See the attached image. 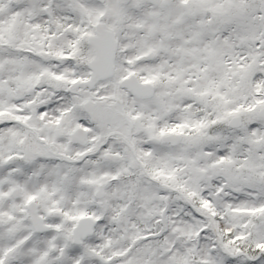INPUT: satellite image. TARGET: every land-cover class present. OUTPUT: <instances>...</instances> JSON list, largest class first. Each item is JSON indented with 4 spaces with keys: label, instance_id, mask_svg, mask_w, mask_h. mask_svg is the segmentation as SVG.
I'll use <instances>...</instances> for the list:
<instances>
[{
    "label": "snow or ice",
    "instance_id": "6c2138e0",
    "mask_svg": "<svg viewBox=\"0 0 264 264\" xmlns=\"http://www.w3.org/2000/svg\"><path fill=\"white\" fill-rule=\"evenodd\" d=\"M0 264H264V0H0Z\"/></svg>",
    "mask_w": 264,
    "mask_h": 264
}]
</instances>
